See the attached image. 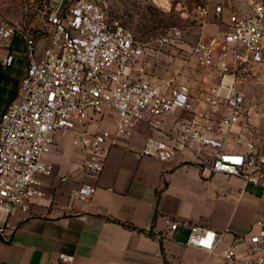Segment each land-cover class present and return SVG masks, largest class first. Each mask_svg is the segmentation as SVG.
I'll return each mask as SVG.
<instances>
[{
  "label": "built area",
  "instance_id": "obj_1",
  "mask_svg": "<svg viewBox=\"0 0 264 264\" xmlns=\"http://www.w3.org/2000/svg\"><path fill=\"white\" fill-rule=\"evenodd\" d=\"M21 9L17 20L0 14V43L8 51L4 67L14 61L17 39L28 63L16 97L0 114V210L27 212L42 196L41 178L53 173L46 156L57 136L75 135L81 169L97 179L117 138L131 136L140 124L167 136L148 138L141 156L171 162L190 151L205 175L239 177L264 191V147L250 116L255 110L264 128V92L252 99L247 92L251 83L264 84V2L248 16L231 14L223 32L194 47L198 70L209 81L198 93L175 78L151 82L143 49L119 21L109 20L100 0H21ZM198 11L209 15L207 8ZM164 118L174 129L166 130ZM109 123L113 131L105 127ZM235 127L231 146L225 138ZM96 189L83 184L70 199L89 202ZM168 223L173 231L179 227ZM227 234L195 225L186 244L218 255L223 264H264V219L220 249ZM73 259L59 256L64 264Z\"/></svg>",
  "mask_w": 264,
  "mask_h": 264
},
{
  "label": "crops",
  "instance_id": "obj_2",
  "mask_svg": "<svg viewBox=\"0 0 264 264\" xmlns=\"http://www.w3.org/2000/svg\"><path fill=\"white\" fill-rule=\"evenodd\" d=\"M225 1L229 6L224 11L241 17L248 16L254 4L264 2ZM23 48L24 42L15 40L14 61L4 67L8 51L0 43V114L16 97L26 75ZM208 83L202 75L188 84L198 93L207 90ZM179 115L193 118L191 113ZM250 116L264 147L263 124L255 110ZM164 119L166 130L174 129V122ZM105 127L114 130L113 124ZM238 132L235 127L233 136L225 138L228 145L236 144ZM151 137L167 138L147 124L136 126L131 136L118 137L103 173L95 179L81 169L83 155L75 135L57 136L46 156L53 173L41 178L42 196L27 212L0 210L4 228L0 264H64L59 261L61 254L72 256L71 264H223L218 255L186 244L192 226L228 231L220 249L226 248L264 219V191L239 177L205 175L190 151L171 162L141 156ZM83 184L97 187L92 199L71 200V192ZM168 220L179 223L177 230H171Z\"/></svg>",
  "mask_w": 264,
  "mask_h": 264
},
{
  "label": "rangeland",
  "instance_id": "obj_3",
  "mask_svg": "<svg viewBox=\"0 0 264 264\" xmlns=\"http://www.w3.org/2000/svg\"><path fill=\"white\" fill-rule=\"evenodd\" d=\"M100 1L109 20L119 21L143 49L147 78L158 84L171 78L190 83L191 78L202 76L193 49L202 39L223 32L231 14L224 11L229 6L225 0ZM199 7L207 8L209 15L201 16ZM0 14L9 20L20 19L21 0H0ZM247 92L250 99L259 97L264 84L251 83Z\"/></svg>",
  "mask_w": 264,
  "mask_h": 264
},
{
  "label": "trees",
  "instance_id": "obj_4",
  "mask_svg": "<svg viewBox=\"0 0 264 264\" xmlns=\"http://www.w3.org/2000/svg\"><path fill=\"white\" fill-rule=\"evenodd\" d=\"M125 226H126V225H125ZM127 227H128V228H131V229H133V227H131V226H128V225H127Z\"/></svg>",
  "mask_w": 264,
  "mask_h": 264
}]
</instances>
